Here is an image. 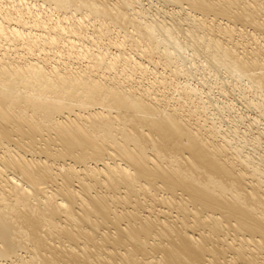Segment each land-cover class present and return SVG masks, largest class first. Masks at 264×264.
I'll use <instances>...</instances> for the list:
<instances>
[{"label":"bare ground","instance_id":"obj_1","mask_svg":"<svg viewBox=\"0 0 264 264\" xmlns=\"http://www.w3.org/2000/svg\"><path fill=\"white\" fill-rule=\"evenodd\" d=\"M263 34L264 0H0V264H264Z\"/></svg>","mask_w":264,"mask_h":264},{"label":"rangeland","instance_id":"obj_2","mask_svg":"<svg viewBox=\"0 0 264 264\" xmlns=\"http://www.w3.org/2000/svg\"><path fill=\"white\" fill-rule=\"evenodd\" d=\"M247 30H249V28H248ZM261 36H263V37H264V34H263V35H261ZM193 82H194V81H193ZM227 98H228V97L226 96V98H225V99H227ZM227 100H229V98H228ZM210 113L214 114V113H213V111H212V112H210ZM214 118H215V117H214ZM243 127H244V125H242V126H241V130H243ZM224 129H228V126H226V125H225V126H224Z\"/></svg>","mask_w":264,"mask_h":264}]
</instances>
